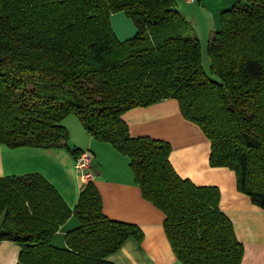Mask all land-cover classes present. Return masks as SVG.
<instances>
[{
  "label": "trees",
  "instance_id": "1",
  "mask_svg": "<svg viewBox=\"0 0 264 264\" xmlns=\"http://www.w3.org/2000/svg\"><path fill=\"white\" fill-rule=\"evenodd\" d=\"M137 27L120 40L116 12ZM202 42L176 0H0V146L68 147L63 120L128 156L145 199L165 213L164 228L183 264H240L244 246L220 209V190L182 178L171 144L134 137L123 115L165 98L211 141L210 164L227 166L238 189L264 209V0H236L221 28ZM79 225L53 238L70 217ZM140 226L114 220L85 183L72 209L41 173L0 178V242L20 247L17 264H114L108 256Z\"/></svg>",
  "mask_w": 264,
  "mask_h": 264
},
{
  "label": "crops",
  "instance_id": "2",
  "mask_svg": "<svg viewBox=\"0 0 264 264\" xmlns=\"http://www.w3.org/2000/svg\"><path fill=\"white\" fill-rule=\"evenodd\" d=\"M235 2L198 0V12L192 19L206 12L211 18L206 29L193 28L202 42V48L221 28V13L233 7ZM111 23L120 40L129 39L137 32L136 25L123 11L113 13ZM67 118L63 124L72 131L75 121L72 119L68 122ZM123 118L132 136H148L171 144L170 161L182 178L190 179L197 185L219 188L220 209L231 219L236 236L244 246L240 264H264V209L238 189L237 175L233 169L210 164L211 141L198 124L183 116L179 101L165 98L148 106H138L125 112ZM72 143L81 148L83 153L90 152L94 156L95 176L92 180L102 196L106 216L134 223L144 232L142 241L128 238L107 259L114 264H183L166 234L165 213L143 197L129 161L125 159L127 156L122 155L111 143L100 142L92 136L88 139L86 149V144H78L74 139ZM74 163V156L64 147L0 146V178L41 173L58 189L72 209L84 185L77 176ZM78 225V219L70 217L54 236L53 243L65 246L66 233Z\"/></svg>",
  "mask_w": 264,
  "mask_h": 264
},
{
  "label": "rangeland",
  "instance_id": "3",
  "mask_svg": "<svg viewBox=\"0 0 264 264\" xmlns=\"http://www.w3.org/2000/svg\"><path fill=\"white\" fill-rule=\"evenodd\" d=\"M197 5H198V1L195 3H187V2H185V0H176L177 9L184 15V17L189 22H191V25L193 28L194 27L196 28V26H197V28L201 27V28L206 29V25L209 24L211 21V18L209 16L208 12H206L204 14L197 15L196 16L197 19H192L193 15L198 12V9L196 7ZM206 46L207 45H203V48H202V53H203L202 58H203L204 69L210 77L215 78V76L211 74L210 58H209V55L207 53ZM67 117H68L67 118L68 122H69V120H72V119L75 121V124H72V131H71V129L69 130V128H67L69 131V135H70V138L68 141L69 147H71V148L76 147V145H74L72 143V140L74 139L78 144H86L85 149L88 148V139L90 136H89L87 130L85 129L84 125L82 124V122L74 114H71ZM64 148L70 152L68 147H64ZM77 148H79V147H77ZM125 159H126V161H129L128 156ZM96 163H97V161H96ZM128 164H129V162H128ZM94 165H95V163H94ZM93 171H94V169H93ZM76 172H77V176L80 177L79 172L77 170H76ZM94 176H95V174H94ZM19 253H20V247L15 242H12L9 240H3L0 242V264H16L17 260L19 258Z\"/></svg>",
  "mask_w": 264,
  "mask_h": 264
},
{
  "label": "built area",
  "instance_id": "4",
  "mask_svg": "<svg viewBox=\"0 0 264 264\" xmlns=\"http://www.w3.org/2000/svg\"><path fill=\"white\" fill-rule=\"evenodd\" d=\"M187 3H195L198 0H185ZM83 183H88L94 178V156L90 152L82 153L74 163Z\"/></svg>",
  "mask_w": 264,
  "mask_h": 264
}]
</instances>
